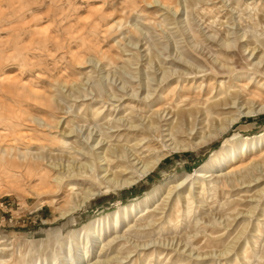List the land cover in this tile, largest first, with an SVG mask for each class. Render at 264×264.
I'll return each mask as SVG.
<instances>
[{
    "label": "rangeland",
    "instance_id": "374dc122",
    "mask_svg": "<svg viewBox=\"0 0 264 264\" xmlns=\"http://www.w3.org/2000/svg\"><path fill=\"white\" fill-rule=\"evenodd\" d=\"M263 53L264 0H0V264H264L263 146L194 178L212 153L264 136V114L218 135L237 112L211 111L256 101L244 92L264 83ZM180 101L185 119L172 113ZM160 117L162 136L142 140L135 130ZM195 120L192 135L175 133ZM68 131V144L87 153L102 138L98 158L135 169L138 155L164 159L133 186L126 174L51 188L25 164L90 165L58 144Z\"/></svg>",
    "mask_w": 264,
    "mask_h": 264
},
{
    "label": "bare ground",
    "instance_id": "6f19581e",
    "mask_svg": "<svg viewBox=\"0 0 264 264\" xmlns=\"http://www.w3.org/2000/svg\"><path fill=\"white\" fill-rule=\"evenodd\" d=\"M256 49H258V47ZM260 58H261V56H260ZM263 61L264 60L261 59L257 63V65H255V66L258 67L260 65V63H263ZM255 69H254V71H255ZM258 73L262 74L261 72H258ZM261 80H259V81H261ZM209 82H210V80H209ZM249 82L250 81H248V83ZM208 86L210 87V85H208ZM247 86H248V84H247ZM247 86L245 85V88H247ZM212 89H214V88H212ZM212 89L209 88L207 90V92L212 90ZM244 93H247L252 98V100L254 99L256 101L251 102L248 106L245 105V107H243V106L238 107V104L235 107V106H233V105H235V103L232 99V98H234V96H233L230 99H226V102L212 105L211 111L215 114L220 113L226 109H234V108L236 109V112H237V114L235 115L234 118H231V119H228L227 121H225V124L223 125L222 129H220L217 132L218 135L225 132L227 130V126L235 123L236 120H238V118H240L242 116H255V115H259V114H264V83H254V85L252 87H249L248 90H246ZM182 97H184V96H182ZM175 101H177V100H175ZM235 102H237V101H235ZM182 103H184V102L180 101L175 106H172V110L175 112H172V110H171V112L173 113V116L179 117V118L182 117L183 119H185L187 117L188 113L186 112L185 108H180V105ZM192 103L193 102L190 101V102L186 103L183 107H189L190 105H192ZM211 111H210V116L212 114ZM207 118H208V115H207ZM164 121H166V119H164V118L162 119L161 117L157 118L156 120H154V122L152 121L153 123L151 124V127H145V129H142V130L139 129V130H135V131L143 132L145 134L146 133L149 134V136H145L143 134L144 137L142 140H146L147 138L152 137V136H156L157 138L161 137L162 136V128L164 126L161 124ZM196 123H198V122L195 120L192 124V127L189 130H185L184 132L177 130L175 133L176 134L177 133H179V134L184 133L186 135H192V132L196 128ZM132 132H134V131H132ZM175 133L170 132V134L167 135V136L171 137V139H169V141H171V140L173 142L175 141L174 140V136L176 135ZM70 134H72L71 131H68L67 133L64 132L61 135L59 134L60 141H58V144H61V147L65 148V150L68 152V154L71 155V159L73 161H76V166L81 162V160L83 161L85 159L88 161L90 158H92V159H90L91 160L90 165L81 164L79 167L77 166L75 168H74V165L73 166L70 165L71 168L64 171V169H61L59 166L56 167V165L43 166V162L45 160L40 159L41 157H35L33 155L32 158H30V162L28 161L25 164L26 171L27 172H34L36 174H40L42 172V175H40V179L42 180L41 183L45 184L48 187L56 188V189H60V188L63 189L64 187L68 186L69 190L73 191L81 182L82 183H84V182L88 183L89 182V183H91V185H98L100 188L106 183L107 184H109L110 182L115 183L116 181L114 180V177H116L117 175H126V174H130L131 176L129 178L125 179L123 181V184H125V186L126 185H132L133 186V184L136 183L139 179L143 178L146 174H148L153 169H155V167L158 166L164 159V158L157 156L156 158H151V161L145 162L144 159L141 157V155H138L139 157L136 156L135 160L142 162V165L139 169H135L136 166L134 167L133 164H130L127 161H125V157L123 158L122 156H120L121 157L120 158L118 156H115L114 155L115 153H113V152L110 153L108 151V153H106V155L104 157L102 156V157L98 158L94 151L102 148L103 145L99 146V144L102 142V138L100 140H94V141H96V143L93 144V146L91 147V149L87 153H85L82 150H80L79 148H77L76 146L74 147L72 144H68L64 140V139H67ZM195 134H196V132L193 134V136ZM244 140L245 141L242 140L243 142L239 145L238 148H232V149L223 151V155L221 157H217V152L212 153V155L207 160V162L204 165H202L201 168L194 171V178H197V179L202 178L204 180V178H207V177H206V175H202V174L206 171L208 172V170L211 168H220L221 166L232 167V165L235 163V160L237 159L235 157L233 158V155L237 149L242 151V149H244V148H246L245 150H247L248 148H251V149H249V152H251L253 150L254 151L253 154H256V152H257L256 150H258L257 149L258 147L262 148V146H263V148H264V136L254 137V138H250V139L245 138ZM203 141H200L197 144H191V145L175 144L174 149L178 148V149H181L183 151V150H187V148H189L191 150H195V149L201 147V145L205 143V141L204 142ZM141 142L142 141H140L139 143H141ZM248 143H250V144H248ZM96 146H99V147L95 148ZM243 154H245V153H243ZM241 157H243V156L240 155L238 158H241ZM73 163H75V162H73ZM103 167H105V168L103 171H101V169ZM112 170H114L113 173H110ZM128 170H130V171H128ZM100 171L101 172H107L108 175L105 174L103 177L99 178L98 172H100ZM209 172H211V171H209ZM109 176H113V178L108 179ZM189 176H192V175H186L185 177H183V180L180 182L179 185H178V183L175 184L176 181L174 182L171 180V181H167L163 186L166 189L167 188H169V189L178 188L179 186L183 185L186 182V179ZM221 176H223V175L220 172V173L208 176V178L213 177L214 179H216V178H219ZM262 181H264V179ZM94 195L95 194L91 193V191H87V195H85V197H83V200L81 201V203L85 204V202H87V200ZM142 202H144V200ZM148 202H149V200H147V203ZM132 208H133L132 206L123 207L122 212H129L128 210H130ZM145 212H146V210H145ZM110 215L113 217H116L118 215V212L114 211ZM137 216H138V218L142 217L140 212ZM117 222L118 221L115 220V226L118 224ZM93 231H94V229H89V231H88L89 235H91L93 233Z\"/></svg>",
    "mask_w": 264,
    "mask_h": 264
}]
</instances>
